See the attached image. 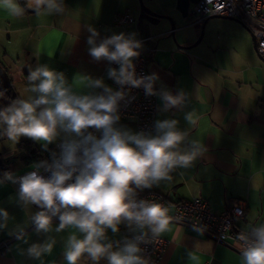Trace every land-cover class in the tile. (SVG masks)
<instances>
[{
    "label": "crops",
    "instance_id": "obj_1",
    "mask_svg": "<svg viewBox=\"0 0 264 264\" xmlns=\"http://www.w3.org/2000/svg\"><path fill=\"white\" fill-rule=\"evenodd\" d=\"M16 2L20 5L19 0ZM56 3L62 11L49 12L43 6L37 13L32 9L34 0L27 1L33 11L24 10L23 15H12L0 8V21L5 24L0 25V32L5 34L4 44L0 42V66L5 67L11 82L6 105L0 108L33 95L28 91L29 69L41 65L63 72L70 84L74 76L81 74L92 80L102 79L110 87L108 71L114 67L107 60H95L89 53L93 45L88 41L93 31L97 34L96 45L120 35L131 42L142 40L140 48L151 51L147 72L149 77L156 78L152 82L158 91L154 124L158 120H177L178 130L188 133L181 147L197 141L204 151L190 167L176 168L170 173V181L137 189L136 194L157 191L172 202L197 197L208 201L215 213L223 211L234 199H241L247 206L245 222L238 227L252 235L253 229L264 226V60L253 48L251 32L247 28V32L242 30L241 41L237 36L217 32L214 41L209 40L198 48L191 45L197 33L194 38L185 36L177 26L173 40L170 24L161 29L153 27L160 21L149 23L141 12L139 0H56ZM125 14L131 20L116 25L115 19ZM209 18L203 22L202 30ZM25 62L26 69L25 65L20 67ZM15 82L22 87L16 88ZM164 93L173 97L183 93L184 100L166 110ZM187 113L194 114V123L185 119ZM117 127L136 134L132 120L120 121ZM21 141H32L38 148H44L43 142L28 137H21L17 145ZM58 141L59 138L47 147L54 149ZM2 158L0 154L8 170L1 174L0 181L11 170V161ZM25 171L23 167L15 177ZM18 191L16 183H0V209L8 212L7 221L0 216V225H7L0 228V245L11 240L7 250H0V264H68L64 257L67 241L71 235L82 238V234L73 227L57 232L59 220L52 221L49 232L38 233L30 217L40 210L34 205L25 206ZM122 226L128 234L151 233L127 221ZM21 229L27 243L16 238ZM120 235L119 228L116 232L107 229L102 243H110L112 250L118 251L115 242ZM159 236L168 241L162 264H244L241 254L173 222ZM52 240L55 244L50 253L39 259L29 255L32 245ZM78 264L109 262L106 257L92 261L85 254Z\"/></svg>",
    "mask_w": 264,
    "mask_h": 264
},
{
    "label": "clouds",
    "instance_id": "obj_2",
    "mask_svg": "<svg viewBox=\"0 0 264 264\" xmlns=\"http://www.w3.org/2000/svg\"><path fill=\"white\" fill-rule=\"evenodd\" d=\"M42 6L49 12L61 10L56 0H34L32 9L39 13ZM0 8L12 15H23L16 0H0ZM92 32L88 43L93 45L89 53L97 61L107 60L119 65V70L109 69L108 75L116 84L132 87L143 85L152 95V83L156 78L136 79L132 63L138 53V45L125 40L122 35L95 44ZM131 69V71H130ZM30 95L18 98L0 109V135L13 142L28 137L43 142V147L61 140L59 155L52 153L53 162L40 161L35 171L22 177L4 173V181L19 184L18 195L25 206L36 205L41 211L30 217L36 231L49 232L53 217L59 219L57 232L65 228L78 229L82 238L71 235L64 252L68 264H78L87 254L98 262L106 257L109 264H147L138 253L141 249L136 241H127L118 251L112 244H105L107 229L118 231V225L129 222L140 229H149L158 237L168 229L173 219L170 208L160 203L137 200L136 190L151 188L162 180L170 181V173L176 168H188L203 154V146L192 141L189 147L181 145L188 133L179 131L178 121L158 120L155 135L117 127L119 102L125 98L124 91H113L102 79L77 74L70 84L63 72L47 65L29 69ZM102 89V91H82ZM3 93H0L2 95ZM165 109L180 105L183 93L173 97L164 93ZM193 113L185 119L194 123ZM90 129L94 131H90ZM99 133V136L96 135ZM41 170L50 175L41 174ZM0 181V183L4 182ZM0 216L8 220V212L0 209ZM6 223L0 228L6 227ZM23 229L16 236L24 239ZM253 239L241 235L245 242L242 252L244 264H264V226L253 229ZM55 240L43 245L34 244L28 249L30 256L39 259L50 253Z\"/></svg>",
    "mask_w": 264,
    "mask_h": 264
},
{
    "label": "built area",
    "instance_id": "obj_3",
    "mask_svg": "<svg viewBox=\"0 0 264 264\" xmlns=\"http://www.w3.org/2000/svg\"><path fill=\"white\" fill-rule=\"evenodd\" d=\"M223 17L234 19L242 23L255 37L256 52L260 58L264 60V0H198L190 7L189 17L191 24L202 25L209 17ZM131 20L130 16L125 14L115 19V24L122 26ZM143 42L132 41L138 45L135 51L138 55L133 58V65L136 79H145L148 76L147 60L149 49L143 50L139 44ZM117 71L119 65L110 62ZM131 71V69H130ZM110 87L113 91H124L125 98L119 102L117 114L120 116V121L132 120L135 125L136 134L140 132L155 133V113L157 110V95L158 91L154 83H152V95L147 94L146 88L132 87L131 85H118L110 78ZM145 82L148 81L145 79ZM97 91H102L98 89ZM90 131H94L90 129ZM99 136V133H96ZM61 140L54 147L56 154L59 155L61 149L59 147ZM53 160L49 163L51 164ZM36 168H31L19 174L17 177H22ZM41 174L48 176L50 173H45L41 170ZM19 190V184L16 183ZM136 199L145 200L163 204L172 209L169 213L173 219L170 222L176 225L191 230L202 235L217 244H222L227 248L242 255L245 249V242L240 240L241 235L253 239L252 235L242 231L238 225L245 222V210L247 203L245 200L234 199L229 206L223 211L215 213L208 201L193 197L190 200L172 202L163 194L157 191H147L136 194ZM34 205V204H33ZM39 208L38 206L34 205ZM41 211L42 209L39 208ZM59 220L53 217V220ZM122 223L118 225L121 235L116 240L115 246L120 250L127 241H136V237L143 236L144 239L138 243L141 249L140 255L147 264H162V258L167 248L168 241L160 236H153L150 232H135L126 233L123 230ZM11 240H5L0 245V250H7Z\"/></svg>",
    "mask_w": 264,
    "mask_h": 264
},
{
    "label": "rangeland",
    "instance_id": "obj_4",
    "mask_svg": "<svg viewBox=\"0 0 264 264\" xmlns=\"http://www.w3.org/2000/svg\"><path fill=\"white\" fill-rule=\"evenodd\" d=\"M27 1L28 0H25L26 5H27ZM142 2L144 6H146L150 10H152L155 13L161 14L163 16L159 20L160 23L153 27H157L158 29H161L163 25H169L170 21L166 18V16L167 17L169 16L173 20L176 28L177 26L178 27L180 26L179 31L182 30L183 35L194 38L195 33H197V37L193 40L191 45H193L197 41V39L200 36L201 30H202L201 29L202 25L195 26V27L193 25H189L190 24L189 16L187 18H182L181 15L175 9L176 0H142ZM0 25L5 26V24L1 21H0ZM176 28H175V32L177 31ZM242 30L246 32L248 31L246 27L238 21H234V20H230V19L222 18V17H211L208 19L207 23L204 25L203 36H202L201 41L199 42V44L195 45V47L201 48L204 46L205 42L209 40L214 41L217 32H222V33L226 32L227 35L237 36L239 38V41H241L240 33H242ZM174 35L176 38V34ZM4 40H5V34L0 32V42L4 44L5 42ZM24 65L26 69L27 67L26 62L25 64H20V67L24 68ZM12 87L13 89H15L13 83H12ZM15 87L19 88L22 86L21 84L16 83ZM7 99L8 97L0 99V107L3 105H6L5 103ZM0 131H2V129H0ZM18 142H13L9 140L6 135H0V154H2V157H3L2 159H5V161H11L10 162V167H11L10 173H12L14 176L18 172L23 170V165L19 161V153H17L14 150ZM6 150H10V151L6 153Z\"/></svg>",
    "mask_w": 264,
    "mask_h": 264
},
{
    "label": "water",
    "instance_id": "obj_5",
    "mask_svg": "<svg viewBox=\"0 0 264 264\" xmlns=\"http://www.w3.org/2000/svg\"><path fill=\"white\" fill-rule=\"evenodd\" d=\"M197 1L198 0H176L175 9L181 15L182 18H187L189 16L190 7L193 4H195ZM19 3L22 6V8H24L26 11H33V10H31V9H29L27 7V5L25 3V0H19ZM139 5H140V9H141V12H142L144 18L149 23L157 24L159 19L163 17L161 14L155 13L152 10H150L149 8H147L146 6H144L142 0H139ZM166 18L170 21V36L173 38V40H175V35H174V31H175V28H176L175 24H174L173 20L171 19V17H169V16L167 17L166 16ZM227 19H229V18H227ZM230 20H234V19H230ZM234 21H237V20H234ZM202 34H203V30L201 31V34H200L199 38L193 44V46L197 45L200 42V40L202 38ZM251 39H252L253 48H254V50L256 52V41H255V37L252 34H251ZM0 72L3 73V75H4L5 79H6V85H1L0 88H2V87H11V82L9 81V79L7 77V73L5 72V70L1 66H0ZM4 167H5V169L8 168V166L4 165L1 162V160H0V177H1V174L3 173L2 172V168H4Z\"/></svg>",
    "mask_w": 264,
    "mask_h": 264
},
{
    "label": "trees",
    "instance_id": "obj_6",
    "mask_svg": "<svg viewBox=\"0 0 264 264\" xmlns=\"http://www.w3.org/2000/svg\"><path fill=\"white\" fill-rule=\"evenodd\" d=\"M15 151L19 153V161L26 170L35 168L40 161L49 164L53 160L52 153H56L51 147H47V150L38 148L32 141H21L15 147Z\"/></svg>",
    "mask_w": 264,
    "mask_h": 264
},
{
    "label": "flooded vegetation",
    "instance_id": "obj_7",
    "mask_svg": "<svg viewBox=\"0 0 264 264\" xmlns=\"http://www.w3.org/2000/svg\"><path fill=\"white\" fill-rule=\"evenodd\" d=\"M3 67V66H2ZM3 69L5 70V72L7 73V71H6V69H5V67H3ZM8 75V74H7ZM1 85H6V79H5V77H4V75H3V73L2 72H0V86ZM9 89L7 88V87H2V88H0V93H3L2 95H0V98L2 99V98H5V97H8V91ZM5 171V167L4 168H2V172H4Z\"/></svg>",
    "mask_w": 264,
    "mask_h": 264
}]
</instances>
